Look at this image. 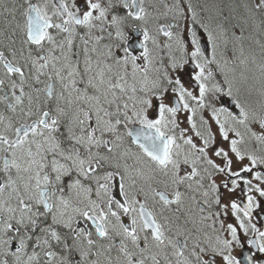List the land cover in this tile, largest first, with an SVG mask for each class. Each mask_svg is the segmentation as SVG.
<instances>
[{
    "label": "snow or ice",
    "instance_id": "obj_1",
    "mask_svg": "<svg viewBox=\"0 0 264 264\" xmlns=\"http://www.w3.org/2000/svg\"><path fill=\"white\" fill-rule=\"evenodd\" d=\"M143 5L144 0H119L125 10L121 15L113 0L104 5L100 0H82V4L76 0H22L16 8L0 0V7L12 16L9 23L15 22L13 34L16 30L23 33L20 49L9 48L11 59L0 51V91L5 78L11 88V97L0 96V102L14 114L19 108L15 123L13 117L0 113V264H161V258L164 264H260L256 253L264 254V230L252 223L254 209L261 207L252 193L264 198V186L254 184L245 174L252 173L256 181L264 182V172L256 170L258 165L264 166V155L248 150L245 137L264 151V110L246 109L233 94L226 73L223 84H208L214 76L210 66L216 64L224 73L229 63L225 60L220 65L217 58L219 41L228 42L224 22L229 17L215 29L200 24L211 42V57L202 48L195 27L187 41L180 32L161 27L163 35L175 41L181 57L172 59L171 73L165 70L149 80L152 60L147 42L151 39L155 44V39L145 28L138 56L122 27L129 18H146ZM241 7L248 13L243 24L264 31V0H245L236 5ZM177 11L183 18L178 5ZM17 12L21 20H16ZM191 19L194 25L199 23L195 11ZM239 26L243 31V25ZM110 28L115 32L108 31ZM94 30L107 32L109 40L115 35L116 42L101 45L104 36L94 35ZM77 37L82 48L74 50ZM232 38L242 41L244 36L233 32ZM140 59L146 62L143 68ZM189 64L194 65L190 76L198 95L175 74ZM14 75L18 81L11 79ZM25 85L30 91H25ZM169 96L171 104L165 102ZM222 97L231 98L238 113L227 102L221 103ZM153 107L156 118L149 117ZM205 108L211 109V118L202 116L198 126L193 117ZM181 111L191 113L188 120L200 141L198 145L192 136L185 138L187 130H181L179 139L186 150L175 134ZM211 120L218 126L216 131ZM126 139L140 154L125 146ZM130 157L137 163L147 158L149 172L163 177L157 181L163 188L136 190L135 176L153 177H145L143 168L129 165ZM182 164L191 165V171L181 175ZM214 177H220V182ZM192 180L202 189L207 181L203 204H198L199 222L211 221L207 227L216 234L214 238L204 232L202 241V228L194 233L187 227L188 220L180 225L164 216L165 223H161L148 205L151 196L160 205L161 215L174 204L179 212L184 198L180 186ZM241 183L246 185V191L241 189L246 203L233 198L224 202L225 193L231 196ZM187 187L191 189V183ZM204 206L218 210L203 215ZM230 214L238 223L220 219ZM88 222L90 227L81 226ZM191 223L195 228L196 220ZM173 229L174 236L170 234ZM221 232L226 235L218 234ZM249 232L252 238L243 240L241 236ZM236 248L241 250L239 257L234 254ZM246 248L248 255H244Z\"/></svg>",
    "mask_w": 264,
    "mask_h": 264
},
{
    "label": "flooded vegetation",
    "instance_id": "obj_2",
    "mask_svg": "<svg viewBox=\"0 0 264 264\" xmlns=\"http://www.w3.org/2000/svg\"><path fill=\"white\" fill-rule=\"evenodd\" d=\"M119 1V0H118ZM193 1V3H198L200 2L201 4H207V0H191ZM22 2V0H3V3L6 4L8 7L10 8H16L18 7V5ZM216 3H226L228 2V0H215ZM119 14L124 15L125 14V10L122 8L119 11ZM224 14V13H222ZM16 20H21L22 18L19 15V12H17L16 14ZM146 20V19H145ZM9 21H12V16L9 15L8 13L4 12L3 7H0V51H4L5 55L11 59V54L9 51V48H15L17 50L20 49L21 47V40L23 38V33L20 32L19 30L15 31V34H13V29L15 28V22L9 23ZM133 21L136 20H132L131 18H129V20L127 19L124 23V25H122V27L124 28V31L129 35V33L131 32V30H133L135 27H139L141 26L143 29H145L143 27L142 24H140V22L144 21V20H140L137 21L138 23L136 25H133ZM129 23L131 24V26L129 27ZM163 24L167 25L166 23H164L163 21L158 23V26L161 27ZM190 24H191V28L194 26L193 23H191V19H190ZM169 27V25H167ZM171 27H173L172 29L169 28V30H171L172 32H174V30H177L178 28H180V26L177 28L175 26L174 23L170 24ZM83 31V29L81 30V32ZM108 31H112L113 33L115 32L114 28H110L108 29ZM99 31L98 30H94V35H98ZM114 40H116V38H113ZM163 39V38H162ZM11 41H15V44H12ZM162 47H165V43H161ZM168 45V44H167ZM148 46V44H147ZM33 48H35V46H32ZM48 45L45 44V48H47ZM74 50H77L76 47H74ZM164 50V48H163ZM169 50V47H168ZM165 51V50H164ZM128 70L131 71V66L129 65ZM27 75V72H26ZM181 79L183 80V82L185 83V86L187 85V87H189L190 85H192L194 88L197 89V86L195 85V83L193 82V80L191 79L190 75H184V76H180ZM0 78H3V70L0 69ZM11 79L17 80L18 81V77L17 76H12ZM42 79H44V77H42ZM130 81H131V76L129 77ZM223 81V80H222ZM31 82V80H30ZM209 86H211L212 83H209ZM42 87V86H40ZM25 91L28 92L30 91V89L27 87V85H25ZM17 94H19V89H17ZM141 94V93H140ZM3 95H8L9 97H11V88H10V84H9V80L7 78H5V84L3 86V90L0 91V96ZM142 95V94H141ZM172 97L169 96L166 98L165 102L171 104ZM171 102V103H170ZM156 101H153V104L155 106ZM194 104V102H192ZM25 104H27V100H25ZM154 111V113L149 114L150 118H156L157 117V113L155 111V107L152 109V112ZM182 112L184 113V116L182 118H178L177 117V122L179 124V127L177 129H175V134L177 135L178 139H177V143L181 144L182 147L186 150L187 146L183 145V141L179 139V134L181 132V130H187L185 131L184 135L185 138L187 136L190 135V133L192 132V128H191V123L188 120V117L191 116L190 112H186V111H181L179 114H181ZM0 113H3L5 116H9V117H13V122H16V119L19 117V108L17 109V113H12L11 111H9L5 104L0 102ZM211 113V109L210 108H205V109H201L198 110L196 115L193 117V119L196 121V123H200V118L203 116L205 119V116H208ZM35 118V117H33ZM30 122V120H29ZM132 126V125H131ZM130 126V127H131ZM254 128L257 129V125H253ZM3 126L0 125V130H2ZM242 131V130H241ZM193 137V134L191 135ZM194 142H196L198 145L200 143L199 140L193 139ZM226 143V142H225ZM125 146L131 148L132 152L140 154L139 153V149L136 147V145L132 144L130 139H126L125 141ZM182 158V157H181ZM134 159L133 157L128 158L127 163L129 165L134 166ZM147 158H144L142 160V166L141 168H143L144 172H145V177L147 176H152L153 179L152 180H148L146 178L141 180V187L144 189V191L146 192H150L152 188H157V189H162L163 185L157 183V181L163 179V177L158 173V172H149V165L146 162ZM217 159V162H219V159ZM248 161L245 160L244 163H247ZM154 167V166H152ZM262 169H264L263 166H257L256 170L261 171ZM186 171H191V165H181V175H184ZM246 176H248V178L253 179V183H262V186H264V182H260V181H256L254 179V174L249 173V174H245ZM196 179H199L198 177ZM214 179L217 180V183L220 182V177H214ZM191 183L192 187L191 189H189L187 187V185ZM93 187V193H92V198L95 199V183L93 182L92 184ZM207 187V181H205V188H199V186L196 183V180H192V181H186L185 184L180 186V191L184 193V198H183V202L182 204L179 206V212H177V205H171L168 208H166L163 212V215H161L160 213V205L158 204H154L153 200L151 199V196L149 197L148 200V205L149 207L157 214V218L161 223H165L163 217L167 216L169 218V220L173 221L174 223H179L180 225H183L185 220H188V224L187 227L190 229H193V232L195 233L197 228H202V231L199 233L200 235V239L203 241L204 240V232H207L208 235L214 236L216 234H214L211 230L210 227H207V225L211 224V221H205L203 225L200 224L199 222V217L201 215V213H199L198 211V204L202 205L203 204V198H201L203 191L206 189ZM241 189H245L246 191V185H244L243 183H241L240 188H237L236 192L234 194H232L231 196H229L227 193H225L224 195V202H227L230 198L236 199L237 202H245L246 203V199L244 194L242 193ZM168 191L171 193L172 188L171 186L168 188ZM224 190L222 189V192ZM253 195H256V198L258 201H260L261 207L258 209H254L253 211V218H252V223H255L258 227H260L261 229H263L262 225H259V223L257 222V215H261L264 214V198L259 197V195L255 192L252 193ZM138 199L141 200V202H143L144 197L143 195H140L138 197ZM205 207V212L203 213V215H207L209 211H217L218 209L214 206L212 209H208L207 206ZM179 216V221L176 220V217ZM124 222L125 223H129V218L128 217H124ZM195 219L196 220V225L195 228L193 227L191 220ZM220 219H225L226 223H238L235 220V217L232 216L231 214L229 215V217L225 218V217H221ZM81 226L84 227H90V222H88L87 224H81ZM216 227L219 228V222H217ZM174 232L175 229H173V233H170L171 235L174 236ZM242 233V230H241ZM221 235H226V233H218ZM252 233L249 232L248 235L245 236H241V238L243 240H247V239H251L252 238ZM94 239H96L95 235L93 236ZM119 242V238H117V243ZM106 243V242H105ZM192 245V241L189 240V248H191ZM246 250L248 251V249L246 248L244 250V252H246ZM171 250H169L170 252ZM251 252L256 253V249L255 248H251ZM249 253V251H248ZM234 254L239 257L241 254V250L239 248H236L234 251ZM113 255H115V252H113ZM185 255H188V252H185ZM264 258V254H260V253H256V259L258 260L259 258ZM191 258V257H190ZM170 259L173 260V262L175 261L174 257L170 256ZM194 259V258H192ZM261 262L264 263V260H261ZM161 264H164L163 259L161 258Z\"/></svg>",
    "mask_w": 264,
    "mask_h": 264
},
{
    "label": "rangeland",
    "instance_id": "obj_3",
    "mask_svg": "<svg viewBox=\"0 0 264 264\" xmlns=\"http://www.w3.org/2000/svg\"><path fill=\"white\" fill-rule=\"evenodd\" d=\"M209 9V8H208ZM167 11H172L174 12V9L172 8H167ZM166 11V12H167ZM215 14L213 15V17ZM240 57L235 56V59H232L229 57V63L225 66V72L223 73V76L225 78V73L227 75L228 80L232 82V90L233 94H236L238 98H246L249 97V94H247L248 88H251V93L253 94V97L259 98V96L263 95V92L259 90L258 88L256 89V93L253 90L254 89V82H264V71H262V67H264V58L259 57L256 59L248 60L246 57H244L241 53H238ZM245 58V61L242 59ZM152 60V65L150 66V70H152L155 66L156 63V57L151 56ZM241 60V61H240ZM224 64V63H223ZM192 73V72H191ZM157 74L153 71L152 73L149 72V80L155 79ZM251 86H247V85ZM242 90V93L241 91ZM194 95H196L197 91L192 90ZM258 102V101H257ZM254 104V101L252 102ZM258 106V104H257ZM255 108L249 107L248 110L254 111ZM183 114L178 115V118H182ZM211 118V113L209 114V119ZM211 123L213 124V131H216L218 126L215 125L214 120H211ZM258 130V127H257ZM194 134V130H193ZM230 136H234V133H230ZM247 141L250 139L246 137ZM254 142V141H253ZM254 143H252L249 148H253ZM222 146H226L222 145ZM261 145L257 144V155H264V151H260ZM135 162V168H140L142 166V162L137 163L136 159H134ZM135 175V173H134ZM136 181L140 183L141 177L135 176Z\"/></svg>",
    "mask_w": 264,
    "mask_h": 264
},
{
    "label": "water",
    "instance_id": "obj_4",
    "mask_svg": "<svg viewBox=\"0 0 264 264\" xmlns=\"http://www.w3.org/2000/svg\"><path fill=\"white\" fill-rule=\"evenodd\" d=\"M224 102H227V105H228V107H230V108H234V105H233V103L229 100V99H227V98H223V103Z\"/></svg>",
    "mask_w": 264,
    "mask_h": 264
}]
</instances>
